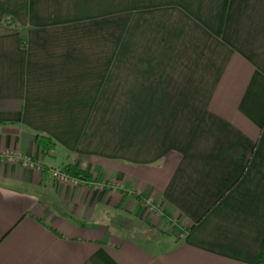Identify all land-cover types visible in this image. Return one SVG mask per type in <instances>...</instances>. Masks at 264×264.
I'll return each mask as SVG.
<instances>
[{
  "label": "crops",
  "instance_id": "1",
  "mask_svg": "<svg viewBox=\"0 0 264 264\" xmlns=\"http://www.w3.org/2000/svg\"><path fill=\"white\" fill-rule=\"evenodd\" d=\"M263 243L264 0H0V264H257Z\"/></svg>",
  "mask_w": 264,
  "mask_h": 264
},
{
  "label": "rangeland",
  "instance_id": "2",
  "mask_svg": "<svg viewBox=\"0 0 264 264\" xmlns=\"http://www.w3.org/2000/svg\"><path fill=\"white\" fill-rule=\"evenodd\" d=\"M123 29L124 28H122V27H115L114 28L116 52H121L122 51ZM73 179L74 178H71L69 181H73ZM138 224H140V223H137L136 221H132L130 224H128L129 226H127V227H134V231H133V229L132 230L128 229L129 230L128 233L132 237L142 238V239L148 241L149 243L156 242V240L158 242H160L161 239L163 241H165L167 239L168 233H169V235L170 234L172 235V234H174V232H175L174 230L176 229L175 228L176 226L171 225L168 222H164V226H162L159 229H155L154 227L151 228L149 226L146 229H144L143 226L141 228H137ZM182 233L183 232L179 231L178 237L179 236L181 237ZM165 245L166 244H162L160 249H163V248L166 249L167 246H165Z\"/></svg>",
  "mask_w": 264,
  "mask_h": 264
},
{
  "label": "trees",
  "instance_id": "3",
  "mask_svg": "<svg viewBox=\"0 0 264 264\" xmlns=\"http://www.w3.org/2000/svg\"><path fill=\"white\" fill-rule=\"evenodd\" d=\"M4 24L16 27V24L14 23V21L8 17L5 18ZM21 43H22V46L24 47L25 41L22 40ZM37 141H38V144L40 145L41 150L44 154H48L54 148L53 140L47 136L38 135ZM61 170L64 171L65 173H67L71 178L78 179L79 181H81V183H92V182L97 181V180H94L89 173L80 169L75 164L65 165ZM134 195L137 199L145 200V197L142 195H137V194H134ZM163 217L166 219L170 218V216H168L167 214H164V213H163ZM169 221L173 222V220H171V219H169ZM257 264H264V243H263L261 255H260V258H259Z\"/></svg>",
  "mask_w": 264,
  "mask_h": 264
},
{
  "label": "built area",
  "instance_id": "4",
  "mask_svg": "<svg viewBox=\"0 0 264 264\" xmlns=\"http://www.w3.org/2000/svg\"><path fill=\"white\" fill-rule=\"evenodd\" d=\"M27 163H31L32 162L30 160H28ZM52 175L55 179L60 180V181H69L71 179V177H69L67 175V173H65L64 171H62L61 169L58 170H53L52 171ZM74 184H81V181H79L78 179H73L72 181Z\"/></svg>",
  "mask_w": 264,
  "mask_h": 264
}]
</instances>
